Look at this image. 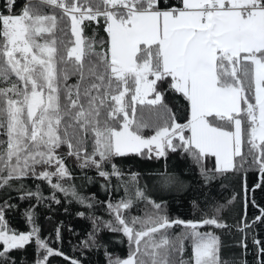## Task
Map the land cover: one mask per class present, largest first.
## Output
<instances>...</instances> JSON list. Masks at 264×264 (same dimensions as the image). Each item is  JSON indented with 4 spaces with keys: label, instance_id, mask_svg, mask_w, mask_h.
I'll return each mask as SVG.
<instances>
[{
    "label": "snow or ice",
    "instance_id": "6c2138e0",
    "mask_svg": "<svg viewBox=\"0 0 264 264\" xmlns=\"http://www.w3.org/2000/svg\"><path fill=\"white\" fill-rule=\"evenodd\" d=\"M17 2L4 0L0 5V129L6 136L0 141V190L22 178L44 180L91 208V198L60 182L71 175L66 156L109 178L123 175L115 164L105 170L113 157L130 153L150 157L153 152L165 157L169 149L187 152L200 165L205 183L217 172L245 164L264 175V0H25L16 10ZM45 6L53 14L43 13ZM56 9L60 19L70 21L75 37L71 46H58L55 39ZM100 18L108 41L84 36L85 22L99 23ZM69 75L77 76L75 84L67 83ZM165 80L189 102L191 118L184 124L172 120L153 127L143 117L137 119V105L160 106L171 118L163 93L157 90V82ZM149 128L154 134L145 135ZM185 130L190 135L185 136ZM62 146L66 153L59 151ZM208 156L215 157L216 168L204 166ZM137 176L132 174L133 181ZM157 177L161 188L183 185L167 171ZM21 189V199L34 198L37 205L47 199L38 184L35 191L23 184ZM51 199L60 202L55 194ZM137 199L151 204V210L126 218L124 211ZM11 207L0 201V264H15L11 252L32 242L37 253L33 264H49V257L64 256L40 236L35 206L24 212L32 225L27 232L8 226L5 211ZM107 207L115 224L94 218V230L103 224L122 232L129 243L127 257H110L109 264H230L221 257L220 237L198 230L206 225L229 227L221 216L224 204H211L196 221L170 219L163 202L151 200L136 187L130 197L109 201ZM176 225L184 230L169 233ZM56 236L59 240V228ZM88 236L85 248L96 243L94 233ZM185 240L192 245L188 260L183 258ZM253 242L260 245L259 240ZM241 246L246 248L243 242ZM258 254L264 256V247Z\"/></svg>",
    "mask_w": 264,
    "mask_h": 264
},
{
    "label": "trees",
    "instance_id": "16d2710c",
    "mask_svg": "<svg viewBox=\"0 0 264 264\" xmlns=\"http://www.w3.org/2000/svg\"><path fill=\"white\" fill-rule=\"evenodd\" d=\"M25 0H18L16 10H19ZM177 0H168V3H176ZM4 0H0V5ZM41 11L45 14H53V9L43 7ZM58 17V26L55 31V39L58 46L62 44L71 46L74 36L70 31V21L67 17L60 19L61 12L55 10ZM84 36L94 38L96 41L103 39L108 41V35L104 31L103 19L100 22H85ZM47 38V37H45ZM41 38L40 42H44ZM69 71L71 68L69 67ZM15 79V77H13ZM77 82V76L69 75L67 83L69 85ZM169 81L157 82V90L163 93V104L171 112V118L160 106L137 105L136 117L143 119L153 127L164 126L165 122L184 124L188 119L189 102L186 98L168 86ZM154 94L149 95L152 99ZM217 124L223 122L215 121ZM247 129V122H244ZM153 128L144 130V134H149ZM185 130L184 134H187ZM6 136L0 129V141ZM176 141H174L175 143ZM91 151V140L87 145ZM61 153L67 152V147L62 146ZM244 152L247 153V144L244 145ZM239 157L236 158L239 163ZM250 160V157L248 158ZM204 166L211 170L216 168L215 158L208 156L204 158ZM65 164L70 170V177L60 181L67 186L74 185L76 191L91 198L89 202L92 207L79 203L71 196L56 191L44 180L32 178H22L20 181L12 182V187L7 190H0V201H7L14 205L5 211V219L8 226L18 232H27L32 225L25 218V209L34 207L35 225L40 229V236L51 242V247L59 249L64 256L49 257V264H71L70 259H78L82 264H109V258L113 260L124 259L129 252L127 237L122 232H112L103 224L98 223L99 230H94V218L103 221H114V215L109 211L107 204L109 201L115 203L123 198L130 197L136 187H140L156 202H163L170 219L199 220L202 212L213 203L224 204L221 212L223 222L229 227L217 228L213 225H206L198 229L202 232H212L220 237L222 242L221 257L231 262L247 261V264H260L264 256L258 254V248L264 247V216L261 210L264 209V175L255 166L238 168L235 171L224 173L217 172L215 179L210 183H205L201 175L200 165L195 163L192 157L182 150L172 152L167 150L165 157H156L153 152L151 156H141L134 153L125 156H117L111 159L110 164L105 166V170L111 171V164H115L123 173L122 176H111L109 178L100 177L95 167L81 168L79 161L74 157L66 156ZM51 170V169H50ZM163 171L175 174L182 186L172 185L161 188L158 183L157 174ZM138 174L133 181L132 174ZM57 178L53 177V183ZM24 188L31 191L36 190V185L47 199L38 205L34 198L21 199ZM259 185V187H257ZM127 189V192L125 191ZM55 194L59 203L51 199ZM234 197V199H233ZM195 202V204H194ZM151 210V204L144 200H135L133 207L125 210V217L143 216ZM83 212L80 216L78 213ZM260 217L259 220L256 218ZM248 227H245V225ZM59 228L60 238L57 240L56 229ZM240 229H243L241 231ZM184 229L176 225L170 228L169 233H180ZM89 233H94L96 243L85 248L83 242L88 240ZM254 239L260 241V245L254 244ZM246 245L241 246V243ZM43 255V253H41ZM11 256L15 264H33L36 259L35 242L30 243L21 250H13ZM192 257L191 241H184L183 258L188 260Z\"/></svg>",
    "mask_w": 264,
    "mask_h": 264
},
{
    "label": "rangeland",
    "instance_id": "374dc122",
    "mask_svg": "<svg viewBox=\"0 0 264 264\" xmlns=\"http://www.w3.org/2000/svg\"><path fill=\"white\" fill-rule=\"evenodd\" d=\"M74 40H75V37H74ZM190 118H191V112H190V104H189V114H188V119H187V121H186V123L188 122V120H190ZM188 131V130H187ZM151 134H154L153 133V131L152 132H150L149 134H145V135H151ZM185 136H188V135H190V132L188 131L187 132V134H184ZM145 151H147V150H145ZM155 153V152H154ZM215 158V157H214ZM215 165H216V159H215ZM217 166V165H216Z\"/></svg>",
    "mask_w": 264,
    "mask_h": 264
},
{
    "label": "crops",
    "instance_id": "0c3cea01",
    "mask_svg": "<svg viewBox=\"0 0 264 264\" xmlns=\"http://www.w3.org/2000/svg\"><path fill=\"white\" fill-rule=\"evenodd\" d=\"M108 40H109V37H108Z\"/></svg>",
    "mask_w": 264,
    "mask_h": 264
}]
</instances>
